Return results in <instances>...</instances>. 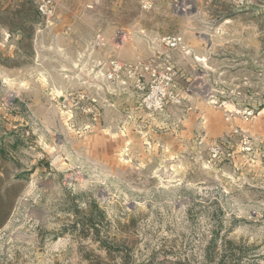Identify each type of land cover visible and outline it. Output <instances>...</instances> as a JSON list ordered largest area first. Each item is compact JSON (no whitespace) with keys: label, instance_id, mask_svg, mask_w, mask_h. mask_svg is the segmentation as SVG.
<instances>
[{"label":"rangeland","instance_id":"1","mask_svg":"<svg viewBox=\"0 0 264 264\" xmlns=\"http://www.w3.org/2000/svg\"><path fill=\"white\" fill-rule=\"evenodd\" d=\"M0 142V264H264V0H0Z\"/></svg>","mask_w":264,"mask_h":264},{"label":"built area","instance_id":"2","mask_svg":"<svg viewBox=\"0 0 264 264\" xmlns=\"http://www.w3.org/2000/svg\"><path fill=\"white\" fill-rule=\"evenodd\" d=\"M162 42L166 48L175 49L182 44V38L177 35H166L162 37ZM123 74H127L134 79L136 88L142 93V105L147 110L162 111L168 102L180 103L183 99L176 91V71L172 66L160 70L155 58L140 62L134 67H127L120 61L112 59L109 64L107 78L110 81H118Z\"/></svg>","mask_w":264,"mask_h":264},{"label":"trees","instance_id":"3","mask_svg":"<svg viewBox=\"0 0 264 264\" xmlns=\"http://www.w3.org/2000/svg\"><path fill=\"white\" fill-rule=\"evenodd\" d=\"M20 141L14 140L11 144V149L16 150L18 149ZM11 149H8L0 142V160L9 159L11 156ZM1 179V176H0ZM15 188L14 184H12L9 187L2 186L1 180H0V227L4 224L9 211L13 205V202L15 200V197L17 193H12V190ZM89 222L91 224H94L93 217H89ZM222 264V263H221Z\"/></svg>","mask_w":264,"mask_h":264},{"label":"crops","instance_id":"4","mask_svg":"<svg viewBox=\"0 0 264 264\" xmlns=\"http://www.w3.org/2000/svg\"><path fill=\"white\" fill-rule=\"evenodd\" d=\"M112 57V56H111Z\"/></svg>","mask_w":264,"mask_h":264}]
</instances>
